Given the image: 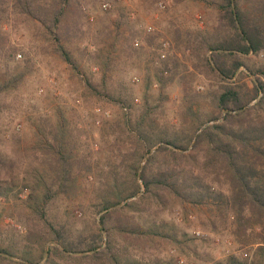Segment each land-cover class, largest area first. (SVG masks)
<instances>
[{
    "label": "rangeland",
    "instance_id": "374dc122",
    "mask_svg": "<svg viewBox=\"0 0 264 264\" xmlns=\"http://www.w3.org/2000/svg\"><path fill=\"white\" fill-rule=\"evenodd\" d=\"M219 2L62 0L63 22L53 28L60 40L10 1L1 2L0 155L12 162L1 175L14 178L16 185L0 196V264H110L102 254L91 258L52 250L58 245L56 232L82 245L97 241L104 246L109 237L112 253L123 264H212L231 254L251 264L255 241L264 239V223L256 224L254 214L239 222L225 201L181 202L158 190L140 201L121 202L110 208L112 218L99 222L105 212H100L101 201L113 193V177L125 180L132 153L146 151L130 129L137 117L145 113L157 129L184 137L195 119L217 114L216 94L225 82L204 60L210 55L205 41L221 31ZM242 61L231 81L250 85L249 71L264 65V52ZM164 65L159 81L156 74ZM55 133L65 136L77 187L64 192L51 184L49 199L29 206V188L39 175L47 178L43 169L53 157L47 142ZM209 157L205 149L200 152L197 171L213 190L228 195L220 162H208ZM167 160L184 165V157L173 160L169 152L159 153L151 165L157 168ZM138 181L139 197L144 188ZM131 199L138 201L134 210L124 206ZM117 214L125 232L112 228ZM133 227L142 230L129 232ZM156 230L176 232L177 240Z\"/></svg>",
    "mask_w": 264,
    "mask_h": 264
},
{
    "label": "trees",
    "instance_id": "16d2710c",
    "mask_svg": "<svg viewBox=\"0 0 264 264\" xmlns=\"http://www.w3.org/2000/svg\"><path fill=\"white\" fill-rule=\"evenodd\" d=\"M7 1H10V6L18 12L44 24L49 29L47 32L51 33L54 39L60 40L61 33L53 31V28L63 22L58 7L62 0ZM219 7L221 31H216L214 36L205 41V48L210 51V55L204 60L205 66L225 82L216 94L217 114L210 115L203 121L195 119L191 131L184 137H179L171 131L157 129L154 119L145 113L137 117L134 124L130 125V129L137 144L146 151L132 153L133 161L127 165L128 175L125 180L119 181L116 180L117 177H113L111 184L113 193L101 201L100 212L105 211L99 218L102 225L112 218L113 211L110 208L132 197L140 201L151 193L158 194V190L178 198L181 202L225 201L239 222L244 219L251 220L254 214L256 222H259L256 224L264 223V65L254 70L249 69L250 85L239 79L231 81L244 66L243 56L264 52V0H220ZM64 17L68 21L71 20L68 14H64ZM138 50H143V47ZM166 66L158 68L156 76L159 81H162L161 76ZM188 111H191L190 108ZM209 121L212 122L207 123ZM52 140L47 144L53 148V157L49 167L43 169L49 179H45L44 174L37 177L26 197L29 206L36 205L39 200L49 199L51 184L57 183L59 189L64 192L70 186L77 187L73 176L74 165L71 161L73 157L67 147L65 136L62 134L59 137L58 133H55ZM154 146H156L154 151L141 164L145 154ZM204 149L210 156L208 162L215 160L220 162L221 178L223 176L230 189L228 195L213 190L197 171L198 155ZM165 152H169L173 160L184 157V165L175 161L170 163L167 160L154 168L151 164L157 155ZM11 165L12 162L0 155V196L7 195L16 185L14 178L1 175V170ZM48 170L54 172V175ZM138 180H141L144 188L139 197L141 186ZM137 204V200L131 199L125 202L124 206L134 210ZM115 222L112 227L114 230L126 231L127 227L122 222L120 214L116 215ZM138 230H142L141 227H133L128 231ZM155 234L177 240L176 232L169 234L156 230ZM98 236L101 240V231ZM54 240L58 245L51 246V249L61 254L81 253L91 258H98L102 254L110 264H123L119 257L112 253L109 237L104 246L97 241L82 245L81 242L71 241L60 232H56ZM255 243L251 264H264V239ZM212 264L248 263L247 259L231 254L225 260Z\"/></svg>",
    "mask_w": 264,
    "mask_h": 264
},
{
    "label": "built area",
    "instance_id": "2783aa9c",
    "mask_svg": "<svg viewBox=\"0 0 264 264\" xmlns=\"http://www.w3.org/2000/svg\"><path fill=\"white\" fill-rule=\"evenodd\" d=\"M108 6H109V3H108L107 1H104V2L102 3V8L107 9ZM160 7H164V4H163V3H160ZM146 30L149 32V31L151 30V27H150V26H147V27H146ZM133 44H134V46H139V40H138L137 38H135L134 41H133ZM163 45H166V43H163ZM160 56H161L162 59H164L165 56H166V55H165V52L162 51ZM133 80H137V78L134 77ZM135 100L137 101V99H135ZM77 102H78V101H77ZM99 110H100V109H99L98 107L95 108V111H99ZM105 114L107 115L108 113L105 112Z\"/></svg>",
    "mask_w": 264,
    "mask_h": 264
}]
</instances>
